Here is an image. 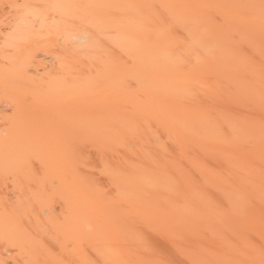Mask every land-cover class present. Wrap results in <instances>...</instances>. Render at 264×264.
I'll list each match as a JSON object with an SVG mask.
<instances>
[{"label":"bare ground","instance_id":"bare-ground-1","mask_svg":"<svg viewBox=\"0 0 264 264\" xmlns=\"http://www.w3.org/2000/svg\"><path fill=\"white\" fill-rule=\"evenodd\" d=\"M0 264H264V0H0Z\"/></svg>","mask_w":264,"mask_h":264}]
</instances>
